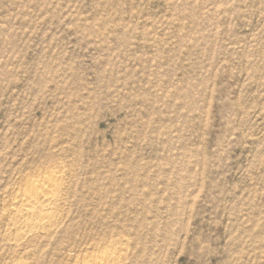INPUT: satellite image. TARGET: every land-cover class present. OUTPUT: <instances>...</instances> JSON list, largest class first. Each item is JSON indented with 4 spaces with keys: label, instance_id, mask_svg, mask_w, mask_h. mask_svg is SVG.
<instances>
[{
    "label": "rangeland",
    "instance_id": "rangeland-1",
    "mask_svg": "<svg viewBox=\"0 0 264 264\" xmlns=\"http://www.w3.org/2000/svg\"><path fill=\"white\" fill-rule=\"evenodd\" d=\"M109 250L264 264V0H0V264Z\"/></svg>",
    "mask_w": 264,
    "mask_h": 264
},
{
    "label": "bare ground",
    "instance_id": "bare-ground-1",
    "mask_svg": "<svg viewBox=\"0 0 264 264\" xmlns=\"http://www.w3.org/2000/svg\"><path fill=\"white\" fill-rule=\"evenodd\" d=\"M42 179L45 182L32 184L17 200L20 211L16 212V219L21 223L23 230L20 238L26 236L31 229L42 228L46 223H50L53 214V203L57 199L59 189V175L56 172H46ZM16 203V204H17ZM18 207V206H17ZM117 254L113 251H104L91 262L83 264H115Z\"/></svg>",
    "mask_w": 264,
    "mask_h": 264
}]
</instances>
